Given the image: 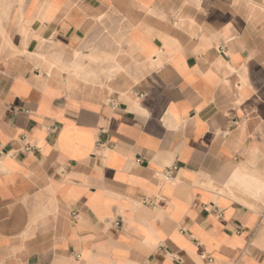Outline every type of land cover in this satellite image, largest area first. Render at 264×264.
<instances>
[{"label": "crops", "instance_id": "obj_1", "mask_svg": "<svg viewBox=\"0 0 264 264\" xmlns=\"http://www.w3.org/2000/svg\"><path fill=\"white\" fill-rule=\"evenodd\" d=\"M0 264H264V8L0 0Z\"/></svg>", "mask_w": 264, "mask_h": 264}, {"label": "rangeland", "instance_id": "obj_2", "mask_svg": "<svg viewBox=\"0 0 264 264\" xmlns=\"http://www.w3.org/2000/svg\"><path fill=\"white\" fill-rule=\"evenodd\" d=\"M248 5L255 8L256 6L261 8H264V0H246Z\"/></svg>", "mask_w": 264, "mask_h": 264}, {"label": "built area", "instance_id": "obj_3", "mask_svg": "<svg viewBox=\"0 0 264 264\" xmlns=\"http://www.w3.org/2000/svg\"><path fill=\"white\" fill-rule=\"evenodd\" d=\"M163 175H164L165 181H171V179H172V173L170 171L169 172H165ZM147 204L148 205H153L155 203L154 202H148Z\"/></svg>", "mask_w": 264, "mask_h": 264}]
</instances>
